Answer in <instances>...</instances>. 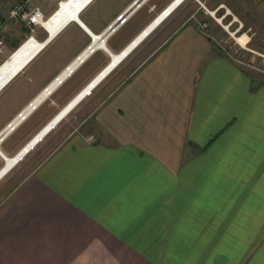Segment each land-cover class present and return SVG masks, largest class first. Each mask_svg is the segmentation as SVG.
I'll use <instances>...</instances> for the list:
<instances>
[{
  "label": "crops",
  "instance_id": "obj_1",
  "mask_svg": "<svg viewBox=\"0 0 264 264\" xmlns=\"http://www.w3.org/2000/svg\"><path fill=\"white\" fill-rule=\"evenodd\" d=\"M33 1L49 17L66 0ZM173 1L86 2L0 89V133L25 114L0 172ZM202 1L175 6L0 176V264H264V84ZM11 22L6 56L25 37Z\"/></svg>",
  "mask_w": 264,
  "mask_h": 264
},
{
  "label": "rangeland",
  "instance_id": "obj_2",
  "mask_svg": "<svg viewBox=\"0 0 264 264\" xmlns=\"http://www.w3.org/2000/svg\"><path fill=\"white\" fill-rule=\"evenodd\" d=\"M15 3L11 0H0L1 19L5 21L11 20H7L6 18L9 9ZM231 4L233 5V10L225 3L218 5L217 8H219V10L217 11L216 9L208 10L206 8L207 0H203L201 2V18L205 19L207 17L206 19H210L212 25L219 27L220 31L215 32L213 30L209 33L215 34L216 39H218L219 34L222 35V37L217 40V44L223 47L224 51L227 50L231 58L236 61L238 65L254 75L255 78L264 80V0H234ZM212 11L213 14L211 15ZM47 18L48 17H44V19ZM233 19L235 20L232 21ZM12 21L11 23H13V25H11L16 28L18 33L24 32L25 37L22 43L29 36H34L37 39L39 32H45L41 25H36L33 28L34 30L31 31L20 20ZM231 21L232 24L228 26ZM239 24L242 25V28L240 31L235 32ZM201 28L205 31L207 24L201 21ZM243 33L250 38L244 46L237 41L239 36L244 35ZM8 56L10 55L6 56L2 54L0 56V65Z\"/></svg>",
  "mask_w": 264,
  "mask_h": 264
},
{
  "label": "bare ground",
  "instance_id": "obj_3",
  "mask_svg": "<svg viewBox=\"0 0 264 264\" xmlns=\"http://www.w3.org/2000/svg\"><path fill=\"white\" fill-rule=\"evenodd\" d=\"M89 0H66L59 3L58 8L47 18L40 21V25L46 31L47 35L54 36L61 27L68 21L75 19L76 13L83 8L84 4ZM180 0H175L169 7V10L177 5ZM180 4V3H179ZM178 4V5H179ZM86 5V4H85ZM170 14V13H169ZM213 11L211 12V15ZM159 17L155 22H153L135 41L131 46L128 47L121 55L113 58L111 65L106 68L98 77H96L88 87H86L82 92H80L48 125L45 127L33 141L27 144L26 147L14 158L7 161L6 167L0 172V176L4 174L21 156H23L29 149H31L50 129L60 121L69 110L81 99L84 98L85 94L95 85L97 82L119 61L122 57L130 50L137 42L142 38L150 29L156 26L160 22ZM219 20V19H218ZM248 37L244 34L237 38L241 44L247 41ZM140 42V41H139ZM138 42V43H139ZM42 46V41L37 40L34 36H29L19 47L0 65V86L5 82V80L12 76L17 70V72L9 79L11 80L28 62L29 60L39 51ZM45 46V45H44ZM28 60V61H27ZM27 61V62H26ZM24 62H26L22 67H20ZM111 71V70H110ZM104 78V77H103ZM8 80V81H9ZM6 84V83H5ZM4 84V85H5ZM3 85V86H4ZM2 86V87H3ZM1 87V88H2ZM95 87V86H94ZM0 88V89H1ZM92 90V89H91ZM84 96V97H83Z\"/></svg>",
  "mask_w": 264,
  "mask_h": 264
},
{
  "label": "built area",
  "instance_id": "obj_4",
  "mask_svg": "<svg viewBox=\"0 0 264 264\" xmlns=\"http://www.w3.org/2000/svg\"><path fill=\"white\" fill-rule=\"evenodd\" d=\"M175 1V0H174ZM173 1V2H174ZM182 0H180L181 2ZM172 2V3H173ZM179 2V3H180ZM171 3V5H172ZM178 3V4H179ZM177 4V5H178ZM170 5V6H171ZM175 5V6H177ZM169 6V7H170ZM174 6V7H175ZM169 7H167L166 9H164L161 14L158 16V18L160 17L161 20L164 19L171 11L174 7H172L170 10H169ZM225 16V15H224ZM222 16V17H224ZM122 17V15H120L118 17L117 20H119L120 18ZM221 17V19H222ZM158 18H156L153 22H155ZM7 20L8 19H11V20H20L21 22H23L31 31H33L34 27L36 25H40V21L42 19H44V15H43V12L40 10V8L34 3L33 0H17L16 3L9 9L8 11V15H7ZM125 20V18H122L119 23L123 22ZM160 20V21H161ZM235 19H233L232 21H234ZM232 21L228 24L231 25L232 24ZM112 25H110L108 27V29L102 33V34H99V35H92V41L93 42H98L97 46H100V47H104V39L105 37L110 34L114 28H111ZM201 26V25H200ZM1 27V25H0ZM203 28V27H202ZM201 28V29H202ZM242 28V25L239 24V27H237V29L235 30V32H238L240 31V29ZM245 34V33H243ZM236 40V39H235ZM248 42V40L243 44V46ZM4 47H5V41H4V38L0 35V56L2 54H4ZM93 50V48H91V46H89L87 52H91ZM84 59V57L82 56H78L76 61H75V64L77 65L78 63L82 62V60ZM74 66L72 67H67L66 70L64 71V73L59 76V77H56L53 85H51L50 87H47L44 91V93L46 94H50V92L54 89V87L56 85H58L63 79L64 77H66L73 69ZM36 106V104L34 103H31L28 107V110H32L34 109V107ZM25 117V114L24 113H20L11 123L8 124L7 126V129L3 132L0 133V142L3 140V138L6 136V134L13 130L14 127L20 122L22 121V119H24ZM5 162L7 161V157L3 156ZM18 161V160H17ZM17 161L14 163L16 164ZM13 164V165H14Z\"/></svg>",
  "mask_w": 264,
  "mask_h": 264
},
{
  "label": "water",
  "instance_id": "obj_5",
  "mask_svg": "<svg viewBox=\"0 0 264 264\" xmlns=\"http://www.w3.org/2000/svg\"><path fill=\"white\" fill-rule=\"evenodd\" d=\"M76 15H77V13H76ZM76 15H75V18H76ZM52 37H53V36H50V34H48L47 37L44 39V41H42V46L45 45V44H46V43H47ZM42 46H41V47H42ZM27 61H28V60H27ZM27 61H26V62H27ZM26 62H24L20 67H22ZM17 71H18V70H17ZM17 71H16V72H17ZM16 72H15V73H16ZM15 73H14V74H15ZM14 74H13V75H14ZM13 75H12V76H13ZM12 76H9V77L5 80V82H3V84H1L0 88H1L5 83H7L8 80H9ZM64 108H65V107H64ZM64 108H63V109H64ZM63 109H62V110H63ZM62 110H61V111H62ZM61 111H60V112H61ZM60 112H59V113H60ZM59 113H58V114H59ZM58 114H57V115H58ZM57 115H56V116H57ZM56 116H55V117H56Z\"/></svg>",
  "mask_w": 264,
  "mask_h": 264
},
{
  "label": "trees",
  "instance_id": "obj_6",
  "mask_svg": "<svg viewBox=\"0 0 264 264\" xmlns=\"http://www.w3.org/2000/svg\"><path fill=\"white\" fill-rule=\"evenodd\" d=\"M17 47H18V46H17ZM17 47H16V48H17ZM247 73H250V72L247 71ZM259 83H260V84H264V80H260Z\"/></svg>",
  "mask_w": 264,
  "mask_h": 264
}]
</instances>
